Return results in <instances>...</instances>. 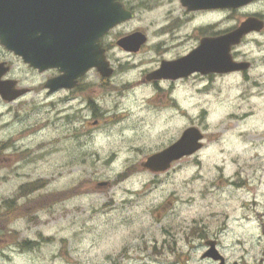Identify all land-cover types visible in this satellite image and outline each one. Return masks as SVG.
<instances>
[{
    "label": "rangeland",
    "instance_id": "1",
    "mask_svg": "<svg viewBox=\"0 0 264 264\" xmlns=\"http://www.w3.org/2000/svg\"><path fill=\"white\" fill-rule=\"evenodd\" d=\"M247 14L264 16V0L239 11L226 9L225 29L237 27ZM211 16L221 19L216 13L207 17ZM157 17V10L143 12L140 20L146 27H156ZM214 18L210 23L221 29L223 19L215 23ZM232 55L250 68L195 81L191 88H180L175 98L158 95L157 117L151 90L137 88L112 113L118 126L107 131L109 140L97 136L100 145L120 142L118 134L133 146L157 144L160 152L189 127L206 133L204 147L195 157L184 158L169 173L157 176L161 206L157 215L169 209L157 224L144 210L138 211L133 224L127 223L125 210L109 209L107 196L94 193L97 180L92 179V170H100L98 179H111L127 160L142 158H117L113 164L86 158V151L96 147H77L71 130L64 138V105L57 96L45 99L42 75L34 74L32 95L14 103L2 100L0 202L9 201V206L1 210L8 212L7 222H0V264H216L202 259L204 239L196 231L204 228L201 220L212 200V210H221V205L232 209L221 233L228 264H264V226L238 219L242 211H234L236 200L228 206L220 200L219 190L207 192V186L220 180L222 169L226 175L239 169L264 175V34L250 35L233 47ZM121 128L128 130L120 132ZM259 187L260 194L264 185ZM217 229L216 224L209 227L210 233Z\"/></svg>",
    "mask_w": 264,
    "mask_h": 264
},
{
    "label": "flooded vegetation",
    "instance_id": "2",
    "mask_svg": "<svg viewBox=\"0 0 264 264\" xmlns=\"http://www.w3.org/2000/svg\"><path fill=\"white\" fill-rule=\"evenodd\" d=\"M119 2L125 14L130 16L110 27L101 37L91 34L79 42V37L75 36L79 30L76 29L73 33L72 29H68L63 38L64 46L73 47L80 44L89 48L86 55L87 61L100 57L103 71L98 65H92L83 74L75 77L68 76L60 67H47L40 70L26 62L22 56L2 44L0 40V81H9L13 90H27L24 95L8 102L14 103L32 95L34 88L30 84H32L33 76L34 74L42 75L41 88L45 99L49 100L57 96L64 105L63 126L67 129L64 138L70 135L69 130H71L77 147H96L93 151H86V158H96L100 161L104 158L103 160L110 164H113L117 158H142L133 163H130L132 159L127 160V165L111 179H98L100 170H92L91 173H95L92 179L97 180L94 193L107 196L106 204L109 209L125 210L127 212L125 222L127 223L133 224L139 217L138 211L144 210L149 212L157 224V221H161L169 211L165 207L164 210L167 213L163 216L162 214L157 215L161 208L160 204L157 206V176L167 174L169 170L157 171L144 166L148 158L157 154V144L152 148L133 146L132 141L126 136L116 134L122 140L106 146L98 144L97 136L102 135L109 140L110 134L107 131L112 126H118L117 123H113L115 118L113 120L112 113L119 109L121 100L126 94L137 88L151 90L157 117L158 95L175 98L180 88H191L195 81H203L212 75L224 74L225 72L216 71L204 73L200 70L188 73L186 69L173 72L174 77L153 75L168 63H182L189 57L197 60L204 58L205 50L204 48L200 50L203 41L208 38L224 37L233 28L226 30L223 19V26L217 29L210 23V19L203 18L208 13L220 12L224 15L227 9L225 7L192 8L187 0H119ZM248 6L228 9L239 11ZM155 10L158 16L157 26L146 27L140 20L142 13ZM250 16H257L264 20L261 14H247L244 20ZM137 22L138 25H136ZM195 26L197 27L193 28ZM90 31L94 33L96 28H90ZM261 34H264V29L259 32L253 31L242 39L241 44L250 35ZM45 39L49 42V36ZM44 48L46 50L47 46ZM139 69V74L135 76ZM129 73L131 78L122 79ZM56 78L61 79L62 85L58 88L51 87L50 82ZM134 78L138 79L134 81ZM208 88V86L205 87V90L207 91ZM113 99L116 102L111 103ZM2 100L0 96V102L4 101ZM126 130L128 129L121 128L119 131ZM205 139L206 133H204ZM197 154L186 155L182 158H192ZM79 156L82 158L81 155ZM176 163L178 162H173L172 166ZM218 173L220 180L214 181V187L207 186V192L219 190L220 200L228 206L236 200L237 205L234 211H242L238 219L243 221L253 219L264 226V190L259 194L261 189L259 186L264 185V175L258 176L257 170L244 171L242 169L229 172L227 175L224 169ZM210 184L209 182L208 185ZM225 189L227 192L224 191ZM212 202L213 200L204 210L201 220L204 228L196 230L198 237L204 239V251L201 257L216 264H228V259L221 248V233L232 218V209L230 207L226 209L221 205L223 207L221 210H212L210 208ZM222 223L224 225L221 226L224 228L219 225ZM213 224L218 225V229L210 233L209 227ZM213 248L219 251L223 260L208 255ZM155 251L157 256V237L155 238ZM234 264H239V262L235 261Z\"/></svg>",
    "mask_w": 264,
    "mask_h": 264
},
{
    "label": "water",
    "instance_id": "3",
    "mask_svg": "<svg viewBox=\"0 0 264 264\" xmlns=\"http://www.w3.org/2000/svg\"><path fill=\"white\" fill-rule=\"evenodd\" d=\"M253 0H187L192 8H236ZM118 0H0V40L9 49L14 50L34 67L44 70L47 67H60L68 76L83 74L90 66L98 65L103 71L101 58L87 61L89 48L80 44L68 47L63 45L66 30L72 29L79 42L86 36L101 37L110 27L128 18ZM263 21L251 17L224 37L208 38L203 41L205 56L200 60L189 57L182 63H168L153 74L157 77H174L177 70L188 73L229 72L249 67L248 63L236 62L231 55L233 45L251 31H260ZM90 28H96L91 33ZM87 29V31H85ZM49 36V42L45 37ZM45 46H47L45 50ZM108 74V72H104ZM64 78V77H63ZM60 78L53 79L50 86L62 85ZM53 89V88H52ZM27 90H13L9 81H0V94L5 101H13ZM204 135L198 127L187 128L182 136L166 149L149 158L144 166L157 171L168 170L173 161L191 155L203 147ZM218 252V253H217ZM208 255L222 259L217 249H211Z\"/></svg>",
    "mask_w": 264,
    "mask_h": 264
},
{
    "label": "trees",
    "instance_id": "4",
    "mask_svg": "<svg viewBox=\"0 0 264 264\" xmlns=\"http://www.w3.org/2000/svg\"><path fill=\"white\" fill-rule=\"evenodd\" d=\"M4 204H5V205H4ZM4 204L0 202V213H2L1 210H3L2 208H3L4 206H6V205L9 206V201L5 202ZM11 211H12V210H11ZM7 212H8V210L6 209V210L4 211V213H2V215L0 214V222H3V223H6V222H7V220L4 219V218L6 217V215H7Z\"/></svg>",
    "mask_w": 264,
    "mask_h": 264
},
{
    "label": "bare ground",
    "instance_id": "5",
    "mask_svg": "<svg viewBox=\"0 0 264 264\" xmlns=\"http://www.w3.org/2000/svg\"><path fill=\"white\" fill-rule=\"evenodd\" d=\"M219 14L220 16H221V19L220 20H217V17L216 18H214V16H211V17H207L208 16V14H211V15H214V14ZM215 13H208V14H206L205 15V17H203V18H205V19H210V18H214V20L216 19V22L215 23H217V22H219V21H221L222 19H223V15H221V13L220 12H215ZM202 18V19H203ZM237 114V113H236ZM264 116V115H263ZM259 118H262V117H259ZM232 136H233V132H232ZM241 139V138H240Z\"/></svg>",
    "mask_w": 264,
    "mask_h": 264
}]
</instances>
